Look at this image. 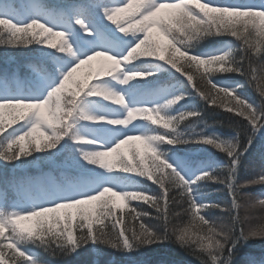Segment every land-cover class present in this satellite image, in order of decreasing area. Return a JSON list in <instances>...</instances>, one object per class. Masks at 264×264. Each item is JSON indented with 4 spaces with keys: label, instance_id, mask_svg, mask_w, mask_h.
I'll list each match as a JSON object with an SVG mask.
<instances>
[{
    "label": "trees",
    "instance_id": "trees-1",
    "mask_svg": "<svg viewBox=\"0 0 264 264\" xmlns=\"http://www.w3.org/2000/svg\"><path fill=\"white\" fill-rule=\"evenodd\" d=\"M29 0H14V11L7 12V18L12 22L22 25L31 20L30 16H24L23 6ZM33 3L42 6L43 9L51 11L50 18L43 19L46 12H39L34 15L36 20L45 23L48 27L56 23L59 19L58 11L66 14L62 19H66L79 28L76 19L84 22L95 23L103 31L108 41L116 38L113 32V24H108L99 18V14L104 8L111 6L112 0H31ZM201 3H209L213 6H237L234 1L243 4L246 0H200ZM259 1V0H257ZM3 2V0H0ZM9 5L12 6L10 3ZM14 13L16 15H14ZM0 11V17H4ZM9 34H0V39L7 41ZM154 39H161L160 33L153 32ZM163 42H160L162 44ZM239 41L228 34H219L202 37L189 43L188 47L178 44L182 51L186 50L192 55L207 57L218 55L230 48H238ZM239 55V51L237 52ZM68 58V53L61 52L55 48L48 47L43 43L35 41L16 44L7 42L0 44V93L6 91L1 85H5L10 94L14 95L18 89L22 93L30 95L39 91L41 79H53L61 74V63ZM95 59L89 62L95 67ZM129 68L134 72H143L142 77H133L129 82L130 89L137 88V91H152L158 85L177 87L183 93L182 99L171 106L169 115H176L180 112H196L197 115L190 116L178 127L186 136L200 134L205 136L215 134L221 139H232L236 137L240 141V148L243 155L239 157L237 164L236 178L242 187L236 193L238 205H246L231 208L233 196L229 192L227 184H220L218 181H199L193 185L195 199L197 202L207 204H219L220 208H212L202 215L206 219L215 220L217 223L222 221L230 224L233 229L235 220V235H239L241 228L247 232L258 230L264 225V210L255 205L258 195L264 194V184H247L250 179H258L257 174L264 170V122L253 132L248 121L244 117L237 116L235 112L227 111L225 106L209 104L196 92L188 82L187 77L181 72L172 68L166 61L156 57H138L128 62ZM78 71L80 78H84L89 73L88 65ZM253 69L255 71H253ZM190 73L194 76V82L201 91H207L205 83L196 74L195 68ZM202 73L203 70L201 69ZM247 75L236 72L215 73L209 76L218 87L234 89L242 99L253 105L256 109L264 108V96L260 95V89L264 88V79H261L259 59L252 62L247 68ZM255 77V78H254ZM58 79V78H57ZM104 79V78H103ZM251 81V84L249 83ZM93 81H89L92 83ZM59 81L54 82L50 88L58 85ZM167 88V87H166ZM85 99L93 101L104 107H112L114 104L107 103L98 96H83ZM230 106V105H228ZM92 112L99 114L96 109ZM259 114V112H258ZM28 118L18 121L16 124H9V118L5 117V130L0 133V146H5L9 140L23 133L22 127L28 122ZM149 122V121H147ZM153 130L157 126L149 122ZM98 123H84L82 120L74 122V128L69 130V134L63 136L52 149L31 151L28 155H20L12 161H5L0 158V234L5 233L7 239L0 237V251H3L9 264H212V249L208 247V241L203 231H198L189 222V217L181 212L178 205L170 206V219L167 225L168 233L173 230L177 233L184 231L187 234V242L181 244L175 238L165 239L162 242H154L149 245L132 247L131 249L113 248L111 245L102 242H87L66 253V249L71 248L66 242L61 243L66 236V228H48L47 225L37 227L31 220L9 222V214L26 213L30 210L38 209L42 206H49L51 200L52 187L49 178L53 177L60 189L65 187L66 181H76L81 178H92L98 174V165H92L83 160L80 150L73 145L77 141L72 139V132L83 127L88 131L97 126ZM163 131V130H160ZM249 137L252 142L249 144ZM18 152L16 145L13 146ZM158 147L166 151V159L173 167L180 172L186 180H191L202 170L213 171L216 175L227 177L228 169L226 165L230 159L226 153L202 142H196L191 138L187 143L169 145L162 144ZM179 159L182 163L191 164L195 167L192 174H187L179 166L171 162L172 159ZM125 181L131 183L135 191H144L149 195H160L161 189L156 183L149 181L146 177L137 174L126 173L117 170ZM37 181H41V188L37 186ZM175 195V193H172ZM36 198L38 200H33ZM30 199V200H29ZM29 200V201H28ZM132 206L137 211H148L151 215L140 222L152 227L161 235L165 233L164 217L157 219L155 210L148 207L142 201H132ZM126 211V210H125ZM180 213L179 216L176 214ZM7 216V217H5ZM243 221V223H241ZM140 222H130V227L139 230ZM106 230L111 232V225L108 221ZM8 225L5 227V225ZM19 225V228L16 227ZM94 228L96 225H93ZM74 233L80 234V229L73 224ZM31 231L33 234L28 235ZM233 231V230H232ZM13 243L17 249L24 253V257H17L13 250L6 247ZM211 253V254H210ZM227 255V248L225 253ZM230 264H264V237H250L246 242H237L231 251ZM223 256H221V260ZM220 264V261H217Z\"/></svg>",
    "mask_w": 264,
    "mask_h": 264
},
{
    "label": "clouds",
    "instance_id": "clouds-1",
    "mask_svg": "<svg viewBox=\"0 0 264 264\" xmlns=\"http://www.w3.org/2000/svg\"><path fill=\"white\" fill-rule=\"evenodd\" d=\"M143 0H130L131 4L137 7L142 4ZM243 5V6H242ZM191 6V7H189ZM264 7V3H257L254 0H249L248 3L237 6H223L213 7L210 4L201 3L200 0H181L179 4L175 5H159L158 8L163 9V12L154 10L151 13L144 15L139 22L135 20L133 14L128 11V6H122L115 9V15H109V19L117 24L121 32L130 33L137 30H142L145 26H157L161 33L166 37L167 43H152L143 44L142 41H137L131 48L128 49L125 57L136 58L139 56H154L165 61L172 60L173 63L181 61V67L186 72L193 68L196 74L199 75L200 80L205 83L207 91H201L202 99L209 104L223 106L230 105L229 111H243L248 113L254 119H259L261 113L255 112L252 105L245 99H241L239 95L235 94L234 89L218 87L215 85L209 76L215 73L236 72L247 73V68H250L252 62L259 59L261 79H264V32H258L256 23L259 21L264 25V11L258 10ZM227 33L235 37L240 43L238 48H230L218 55L201 57L191 55L188 51H182L178 44L189 46V43L196 41L205 36L219 35ZM20 39L19 43L37 42L48 45V47L55 48L61 52L72 54V45L69 43L66 34L63 31H54L53 28L48 27L45 23L38 20H31L24 24L23 29L18 33ZM3 40V39H0ZM239 51V55L237 52ZM163 52L161 57L158 53ZM92 55H95L94 53ZM116 57L105 54L104 62L97 68L102 70L107 66V61H113ZM118 65H112L117 67ZM75 65L70 68L65 74V77H70L75 71ZM89 73L92 71V65L88 64ZM204 71L201 73L200 69ZM255 71V70H254ZM146 75L143 72H125L120 83H126L128 80L136 76ZM255 78V77H254ZM63 83V77L61 79ZM251 84V81H249ZM211 85V87H209ZM59 84L51 88L47 95L36 101L25 100H4L0 101V130L5 126V117L9 118V122H14L17 118H23L25 115L31 113L40 117H47L51 111V106L48 103L50 98L54 103H59V100L54 97L56 89ZM183 94V93H181ZM88 96L102 97L104 100L110 101L113 104L125 106L126 114L123 118L110 119L106 115L97 114L90 111L82 102L75 105V115L73 120H82L86 122H107L110 125H127L130 121L141 119L151 122L152 125L157 126L151 135H126L123 140L129 142H140L144 145V152L142 155H133L131 159L126 158L122 154L109 155V149L104 148L100 150H82L95 153L96 160L99 162L98 166L101 169L112 170L119 169L123 172H134L140 177H146L149 181L159 184L163 189V197L160 195H149L144 191H116L114 187H103L100 189L101 195L97 203L100 205L97 208V220L101 222L95 223V231L97 236L103 237L105 235L115 240V233L106 230L107 225L105 221H109L113 213V205L109 203L114 197H121L125 201L126 208L130 209L127 212L121 210V214L125 216L130 222H136L135 217L139 215V219L143 220L151 214L148 211H139L137 213L136 207H131L132 201H142L148 205L149 208L155 210L157 219L161 216L167 215V222H165V233L161 235L158 231L149 227V236L153 239H171L177 240V232L173 230L171 234L168 233L167 225L169 223L170 206L178 205L181 212L189 217V222L195 226L198 231H203L208 241V245L214 253L215 261L212 259V264H230L231 252L225 253V249L230 242L234 245L237 242H246L253 237L251 232L245 231L241 228L239 235H235L230 224L225 221L217 223L215 220L206 219L205 215L201 213L206 212L212 208H220L219 204H207L197 202L195 199V191L193 185L199 181H218L220 184H227L229 192L232 194V204L227 208L231 212V208L246 206L237 204V195L239 188L243 185L237 182V162L236 158L243 155L240 148V141L238 138L221 139L215 134L205 136L201 132L191 137L186 136L183 131L179 130V125L186 121L188 117L197 115L196 112H180L176 115H169L167 109L174 105L179 99L180 95H176L171 99L165 100L161 104H153L151 107H127L125 97L118 91L103 84H95L93 88L89 89ZM67 99V97H65ZM264 122V121H262ZM34 127V126H33ZM163 130V131H160ZM67 131L65 128H55L53 132L49 133L50 139L48 141L41 140V145L51 144L53 148L56 146V135ZM33 128H29L15 138L16 146L19 151L23 150L28 154L31 151H39L42 148L35 146V135L32 134ZM73 135L78 137L83 144H95L96 138L89 139L86 133L73 131ZM211 137H216V140H211ZM196 140L199 138L208 139L210 143H219L220 151L226 153L227 157H234L230 163L226 165L228 169L227 177L216 175L213 171H201L195 175V179L185 180L184 176L177 171L172 164L165 159L166 151H162L159 145L169 144H183L187 143L189 139ZM117 144L120 143L118 140ZM114 147V145H113ZM16 148V147H15ZM13 149L11 153L5 152L4 156L12 160L17 158V152ZM258 177H264V170L257 174ZM247 180L245 183H249ZM254 184H264V179H258ZM172 193H175L173 195ZM255 205L264 210V194L258 195L255 200ZM165 209L167 210L165 213ZM44 209H39L38 213L33 216L32 213L26 212L21 215L20 220H31L37 227L47 225L48 228L59 227L61 223L65 228L72 224L70 214L65 213L63 219L54 212L48 213L47 217L43 215ZM12 214V213H11ZM11 214L7 215L10 216ZM2 215V214H0ZM177 216L180 213L176 214ZM5 216V217H7ZM264 220V217H262ZM243 223V221H241ZM264 226V225H262ZM76 227L80 229L79 237L83 244L87 243L89 227L85 215H80L76 221ZM167 229V230H166ZM258 237H264V230H262ZM187 242V237H186ZM64 243V240H61ZM148 240L142 234V230H136L133 234V247L147 245ZM113 248L123 247L118 240H115ZM124 248V247H123ZM125 249V248H124ZM66 253L71 251V248L65 250ZM211 254V253H210ZM221 256L223 259L221 260Z\"/></svg>",
    "mask_w": 264,
    "mask_h": 264
},
{
    "label": "snow or ice",
    "instance_id": "snow-or-ice-1",
    "mask_svg": "<svg viewBox=\"0 0 264 264\" xmlns=\"http://www.w3.org/2000/svg\"><path fill=\"white\" fill-rule=\"evenodd\" d=\"M181 0H176L175 3H158L157 0H143L142 4H140L138 7L134 4L130 3V0H128V3H119L121 6L119 7H110L105 9V15L108 21H111L109 19V15H115V9H118L122 6L127 5L128 11L130 14H133L135 17V20L139 22L141 19H143L144 15L153 12L154 10L158 12H163V9L158 8L159 5H175L179 4ZM12 4V8L9 7V4ZM209 4V3H206ZM211 5V4H210ZM213 6V5H211ZM243 6V5H242ZM191 7V6H189ZM213 7H223V6H213ZM14 9V0H3V2H0V11L4 12H10ZM36 20V19H33ZM77 24H81L83 26V22L80 19H76L75 21ZM113 23V22H112ZM115 24V23H113ZM117 26V24H115ZM24 24L18 25L14 22H12L10 19L7 18V15L4 17H0V34L8 33V39L0 40V44H3L7 42L8 44H16L20 37L18 35L19 31L23 29ZM119 29V27L117 26ZM256 29L258 32H264V25H262L259 21L256 23ZM158 31L160 33L161 39L157 40L153 38V32ZM120 31V29H119ZM121 32V31H120ZM125 33V32H122ZM130 33H142V38H140L138 41H142L143 44H152V43H167L166 37L163 35V33L160 32L159 28L155 25L153 26H145L142 28V30H137L135 32ZM221 34H227V33H221ZM131 48V47H130ZM186 51V50H184ZM95 55H88L85 59H80L78 63H75V71L70 77H65L63 74V83H61V80L59 81V88L56 89V92L54 93V97L59 100V103H54L53 100L50 98L48 103L51 106V111L49 112V115L47 117H40L38 115H32L31 113L25 115L23 118H17L14 122H9V124H16L18 121L25 120L26 118L31 119V127L33 128L32 134L35 135V146L37 148L43 149H52L53 146L51 144H45L41 145V140L48 141L50 139L49 133L53 132V129L63 127L67 131H65L62 134L56 135V141L57 143L61 140L63 136H66L69 134V130L73 127V120L75 115V105L80 103L82 101L83 96H88L87 93L89 89L93 88V85L97 84L95 83L98 79L104 78V77H115L117 73L121 71V65L129 62L130 60H134L136 58H130V57H116L114 55L108 54L105 51H95L93 52ZM105 54L109 56L116 57L113 61H107V66L104 67L102 70H97V68H93L92 71L88 73V75L84 78H80L78 75V71L81 69L83 65L90 64L89 62L93 61L96 57H103ZM159 56L163 57L164 53L160 52L158 53ZM192 55V54H191ZM139 57H154V56H139ZM162 61H165L163 59H160ZM169 65H171L172 68L176 69L177 71L181 72L183 75L187 77L188 82L192 85V87L196 90V92L201 96V92L199 87L194 82V76L190 72H186L183 67H181V61H177L176 63H173L172 60L166 61ZM112 65H118L117 67H112ZM72 68V67H71ZM202 69V68H201ZM200 69V70H201ZM203 70V69H202ZM204 71V70H203ZM254 71V69H253ZM245 75L244 73H241ZM136 77H142V76H136ZM89 81H94L93 83H89ZM215 84V83H214ZM216 85V84H215ZM211 87V85H209ZM236 94V93H235ZM180 99H182L184 94H179ZM238 95V94H236ZM260 95L264 96V88L260 89ZM67 97V99H65ZM202 98V97H201ZM179 99V100H180ZM242 99V98H241ZM20 100V99H16ZM41 100V99H40ZM178 100V101H179ZM215 105V104H213ZM227 107V111H229L230 106L227 104L223 105ZM252 108L255 112L261 113L259 116V119H254L252 116H250L248 113L243 111H229V112H235L237 116L244 117L249 125L251 126L253 132H255L259 127L262 121H264V108L256 109L253 105ZM118 125V124H115ZM34 126V127H33ZM29 129V128H28ZM27 129V130H28ZM43 129V130H42ZM5 126L3 130H0V133L4 132ZM19 136V135H17ZM15 136V138L17 137ZM15 138L9 140V142L6 144V150L5 146H0V158H2L5 161H12L10 158H6L4 156L5 152L11 153L14 149V145H16ZM72 139L77 142H81L78 137L72 134ZM211 140L215 141L216 137H211ZM120 143H115L114 147H107L109 149V155H115L117 153L122 154L126 158L131 159L132 156L135 155H142L144 152V145L140 144L141 148L137 149L135 152H130L122 149L123 145L129 144V141H125L122 139H119ZM196 142H202L206 143L208 145H211L212 147L220 150V144L219 143H210L208 139L205 138H199L195 140ZM252 142V137H249V144ZM20 155H28L27 152L21 150L17 153V158ZM80 155L83 158L84 161L92 164V165H98V161L96 160L95 153L90 151H82L80 150ZM230 160L234 159V157H228ZM236 162L238 164L239 158H236ZM206 171V170H202ZM133 173L134 172H129ZM192 179H195V176L192 177ZM191 179V180H192ZM258 179H264V177H258ZM258 179H250V182L248 184H254ZM186 180V179H185ZM100 184H103V182H99ZM160 188V185L157 184ZM112 188L111 186H104ZM103 188V187H101ZM100 188V189H101ZM161 196L163 197L164 192L163 189L160 188ZM123 190V189H122ZM119 190V191H122ZM79 191V198H65L63 202H57L52 204L51 206H42L38 209L30 210L28 212L32 213L33 216H35L38 213L39 209H44L43 215L47 217L48 213L54 212L56 215H59L61 219H63V216L65 213L70 214L72 224H70L66 228V236L64 238V242L69 244L71 246V250H75L76 247L81 246L83 243L79 237V235H76L74 233V222L77 221L80 215H85V218L88 222L89 227V234H88V240L87 242H102L103 244H108L113 246L115 240H118L119 243L125 248V249H131L133 247V234L136 232V229L134 227H130V221L125 218L121 214V210H126L127 212L128 208H126L125 201L121 197H114L111 201H109L110 204L113 205V213L111 215L110 220L108 223L111 225V230L113 233H115V240L107 235L103 237L97 236V233L94 228L95 223L101 222L100 220H97V208L100 206L97 201L99 196L101 195L100 190L96 191L95 193L90 192L88 189H80ZM117 191V190H116ZM123 191H130V190H123ZM131 207H135L132 206ZM165 209V213H166ZM137 213H139L137 211ZM24 214V213H23ZM20 213H12L9 216V222H15L19 221L21 218ZM165 222H167V215L164 216ZM136 222H140L142 220L139 219V215L135 217ZM8 225L6 224L5 227ZM16 227L19 228V225L16 224ZM139 228L142 230V234L146 237L148 240V244H152L154 242H162L163 239H153L149 236V228L146 226L143 222L139 223ZM167 230V229H166ZM233 232H235V220L233 223ZM264 230V226H261L258 230L252 231L251 234L253 237H257L258 234ZM33 233L31 231L28 232V235L31 236ZM0 237H5L4 234H0ZM186 237L187 234L184 231H180L177 233V240L179 243L184 244L186 243ZM235 245L230 242L229 246L227 247V252H231L232 248ZM9 249L13 250V253L17 257H24V253L17 249L13 243H9L6 245ZM210 247V245H208ZM212 259L215 261V257H212ZM0 264H9L8 259L5 257V254L3 251H0ZM14 264V262H13Z\"/></svg>",
    "mask_w": 264,
    "mask_h": 264
},
{
    "label": "rangeland",
    "instance_id": "rangeland-1",
    "mask_svg": "<svg viewBox=\"0 0 264 264\" xmlns=\"http://www.w3.org/2000/svg\"><path fill=\"white\" fill-rule=\"evenodd\" d=\"M121 2L128 3V0H112L111 6L107 8L119 7L121 6V4H119ZM157 2L175 3L176 0H157ZM248 2L249 0H246L243 4ZM254 2L264 3V0H254ZM27 4L29 6L28 8L25 6H23L22 8V10L24 11V16H26V18L30 16V20L36 19L35 16L30 15L29 12H38L40 10L46 12L43 19L46 20L47 18H50V10L43 9L42 6L35 4L32 1H27ZM234 4L241 5V3L236 1H234ZM9 7L12 8L11 5H9ZM107 8L103 9V11L99 14V18L108 24H113L106 18L104 10ZM258 10L264 11V7H261ZM57 14L59 16V19L56 21V23L51 22V25L55 27L57 31H63L66 34L69 43L72 45V54L68 53V58L63 60L61 63V74L59 75V77H55L53 79L42 78L41 84L39 85V91H37L36 93L32 92L29 96L25 93H22L21 89H18V91L14 95H11L7 93L8 89H6V86L1 85L6 89V91L4 93H0V101L16 99L36 101L43 99L47 95L50 86L54 82L60 81L63 74L66 73L71 67H73L75 63H78L80 59H85L88 55L93 54V52L95 51H105L108 54L114 55L116 57H123L127 54L128 49L132 47L140 38H142V33H122L119 31L117 26L113 24V32L115 33L116 38L114 39V41H108L105 38L103 31L100 30L94 22L89 23L81 20L83 22V26L79 24V28L75 29L73 24H71L66 19H62V17L66 14L65 12L58 11ZM103 62L104 58L102 56L96 57L94 65L96 68H98ZM86 65H83L81 68H86ZM125 72H134L131 68H129L128 62L121 65V71L117 73L115 77H104V79L100 78L95 83L107 85L115 91L123 94L127 107H151L153 104H161L165 100L171 99L172 97L181 94V89L177 87L173 88L160 85L155 87L152 91H145L144 89L138 92L137 88L130 89L129 82H131L132 79L128 80L126 83H120V80L123 78V73ZM0 84H2V82H0ZM82 103L86 105L90 111L96 109L99 114L106 115L110 119L123 118L126 114L125 106L114 104L112 105V107H104L100 106L94 101L92 103V99H85ZM107 103L113 104L110 101ZM170 110L171 106L166 110L168 114ZM31 123V119L28 120L26 125L20 126L22 127L21 130H23V132L27 131V129L31 127ZM84 123L91 124L92 122L84 121ZM100 124L104 125V127L100 128L99 126H97L90 129L89 132L85 131L83 127L76 129V131L86 133L89 139L96 138L95 144H83L81 142H77V144L73 146L78 148L79 150H100L113 146L119 139H122L126 135H151L154 131L149 122L141 119L139 116L137 117V119L130 121L127 125H110L107 124L106 121L100 122ZM139 148H141L139 142H130L129 144L122 146L123 150L130 152H135ZM171 162H173V164H175L176 166H179L181 169L187 172V174H192L196 169L191 164L182 163L179 159L176 158L172 159ZM98 169V174L92 176V178H81L76 181H66L65 187H63L62 189L58 187L53 177H50L49 181L52 187V193L50 196L51 200L49 206L57 202H63L66 197L79 198L78 190L80 189H88L90 192L95 193L96 191H99L101 187L111 186L114 187V189L117 191L122 189L135 191L133 185L125 181L123 176L117 173V170L119 169L105 170L101 169L100 167H98ZM101 181L103 182V184L99 183ZM36 184L39 188H41V181H37ZM31 199L38 200L36 198Z\"/></svg>",
    "mask_w": 264,
    "mask_h": 264
}]
</instances>
